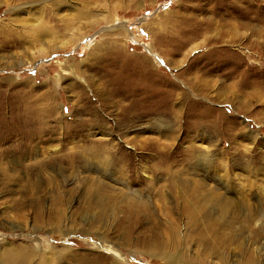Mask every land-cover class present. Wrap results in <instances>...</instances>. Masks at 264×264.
I'll return each instance as SVG.
<instances>
[{
	"label": "rangeland",
	"instance_id": "rangeland-1",
	"mask_svg": "<svg viewBox=\"0 0 264 264\" xmlns=\"http://www.w3.org/2000/svg\"><path fill=\"white\" fill-rule=\"evenodd\" d=\"M0 264H264V0H0Z\"/></svg>",
	"mask_w": 264,
	"mask_h": 264
},
{
	"label": "bare ground",
	"instance_id": "bare-ground-1",
	"mask_svg": "<svg viewBox=\"0 0 264 264\" xmlns=\"http://www.w3.org/2000/svg\"><path fill=\"white\" fill-rule=\"evenodd\" d=\"M30 16H32L31 15V13L29 14ZM31 26V25H30ZM24 27L25 28H28L29 29V26H28V24L26 23H24ZM47 27V26H46ZM42 29V28H41ZM36 30V29H35ZM1 31H3L4 33H11V30L9 29V27L8 26H4V27H2V30ZM36 32V31H35ZM44 32V31H43ZM42 37V34L41 33H39V31H38V33H35L34 34V37H33V40H37V39H39V38H41ZM38 41V40H37ZM21 43V42H20ZM9 44V43H8ZM102 89H99L98 90V94L100 95L101 93H102ZM101 144H103V143H101ZM99 145V144H98ZM105 145V144H104ZM149 146H150V148H151V150H153L154 152H161V144H159L158 142H155V141H150V144H149ZM114 147H116L115 145H114ZM149 148V147H148ZM76 149V148H75ZM98 149H99V147H98ZM141 149V148H140ZM72 150V149H71ZM79 150V149H78ZM100 150H102L101 148H100ZM103 150H105L104 148H103ZM114 150V149H113ZM97 151H99V150H97ZM111 151V150H110ZM143 151V150H142ZM76 152V151H75ZM75 152H73V153H75ZM101 153V152H100ZM72 156L73 157H75L73 154H72ZM78 157H79V159H80V153H78V155H77ZM100 156H102V155H100ZM100 156H98L99 158H100ZM110 156V155H109ZM94 157V156H93ZM98 158V159H99ZM97 159V158H96ZM102 159V158H101ZM100 160V159H99ZM105 160V159H104ZM100 162H102V161H100ZM105 163V162H104ZM152 178V177H151ZM149 179V178H148ZM154 179V178H153ZM150 180V179H149ZM148 180V181H149ZM168 180L169 181H171V188H173V187H177L179 184H180V182H179V179H177L176 178V176H171V177H168ZM119 181V180H118ZM135 181V180H134ZM101 183V182H100ZM101 185H103V184H101ZM152 185V184H151ZM150 185V186H151ZM128 187H129V185H128ZM163 191V190H162ZM226 202H227V200H226ZM231 202V201H230ZM230 202H228L229 204H230Z\"/></svg>",
	"mask_w": 264,
	"mask_h": 264
}]
</instances>
